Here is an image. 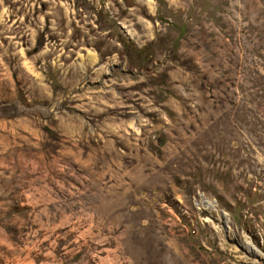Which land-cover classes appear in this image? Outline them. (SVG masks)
Returning a JSON list of instances; mask_svg holds the SVG:
<instances>
[{
	"label": "rangeland",
	"instance_id": "rangeland-1",
	"mask_svg": "<svg viewBox=\"0 0 264 264\" xmlns=\"http://www.w3.org/2000/svg\"><path fill=\"white\" fill-rule=\"evenodd\" d=\"M0 264H264V0H0Z\"/></svg>",
	"mask_w": 264,
	"mask_h": 264
}]
</instances>
